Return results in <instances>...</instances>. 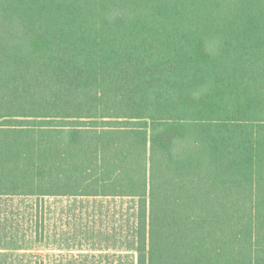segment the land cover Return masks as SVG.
I'll return each instance as SVG.
<instances>
[{"label":"trees","instance_id":"trees-1","mask_svg":"<svg viewBox=\"0 0 264 264\" xmlns=\"http://www.w3.org/2000/svg\"><path fill=\"white\" fill-rule=\"evenodd\" d=\"M58 197L135 199V264H264V0H0V201Z\"/></svg>","mask_w":264,"mask_h":264},{"label":"rangeland","instance_id":"rangeland-1","mask_svg":"<svg viewBox=\"0 0 264 264\" xmlns=\"http://www.w3.org/2000/svg\"><path fill=\"white\" fill-rule=\"evenodd\" d=\"M18 199L0 201V209L8 206L5 216L0 211V237H13L0 253L40 252L49 264H135V199L58 197L37 206ZM35 227L43 242L30 239Z\"/></svg>","mask_w":264,"mask_h":264}]
</instances>
